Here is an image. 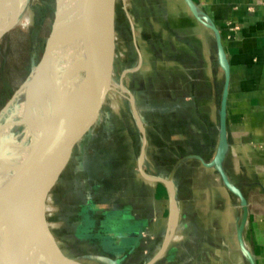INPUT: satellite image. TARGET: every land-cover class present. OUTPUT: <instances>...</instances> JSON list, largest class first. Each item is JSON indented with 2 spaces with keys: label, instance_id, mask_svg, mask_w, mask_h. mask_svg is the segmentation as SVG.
Masks as SVG:
<instances>
[{
  "label": "crops",
  "instance_id": "obj_1",
  "mask_svg": "<svg viewBox=\"0 0 264 264\" xmlns=\"http://www.w3.org/2000/svg\"><path fill=\"white\" fill-rule=\"evenodd\" d=\"M193 1L220 30L230 64L224 166L247 203L242 238L241 200L205 164L219 148L227 80L216 37L186 0H131L139 6L125 12L139 60L127 65L139 79L125 86L155 145L158 176L172 178L173 191L139 172L143 134L127 101L95 139L82 142L79 158L48 199L69 256L101 253L122 264H146L170 233L174 194L177 225L152 264H251L242 241L254 264H264V0ZM89 121L101 124L93 115Z\"/></svg>",
  "mask_w": 264,
  "mask_h": 264
},
{
  "label": "water",
  "instance_id": "obj_2",
  "mask_svg": "<svg viewBox=\"0 0 264 264\" xmlns=\"http://www.w3.org/2000/svg\"><path fill=\"white\" fill-rule=\"evenodd\" d=\"M186 1L198 19H200L213 31L217 40L220 63L226 72L227 80L221 105L220 144L215 157L209 162H204L206 165L215 167L218 170L221 178L225 181L226 187L231 191V193L235 194L241 200V207L243 210L240 215V238H242L243 228L248 221V207L245 197L241 193L238 186L234 183L232 178H228L224 166V160L229 151L226 114L230 64L218 27L198 4H196L193 0ZM82 21H85L86 24L88 23L90 28H94H91V30H95L96 34L100 37L99 44L102 50V60L101 63L98 64L99 66L97 65L98 67L96 73L98 74V83L94 81L95 79L92 82H89V85L83 89L78 97V101L80 100V110L77 112L73 131L62 135L59 138L57 145L54 147H48L44 139L40 141L41 150L36 153L35 158H31V162L29 166H27L29 169V176L25 179L26 181L24 182L25 186L21 199L13 205L6 204L3 186H0V257L12 252L18 253L20 257L23 258L25 264H31L35 250L37 233L42 225V222L46 221L48 199L65 174L74 166L77 158H79L82 150V142L85 140L91 141L95 139L98 135L100 127L112 112L110 105L108 109L103 105L101 108L103 115L101 124L99 126H95L92 122L88 123L87 116L91 103V95L89 91H92L94 95L102 92L103 87L100 89V85L103 82H105L107 90L117 91L123 99L129 101L132 105L138 126L143 134V146L139 157V169L142 175L150 181H163L168 183L173 191L172 178L164 179L159 178V176H151L144 168L148 139L145 135V128L138 113L134 95L132 91L123 83L124 75L132 69L127 68L125 70V74L121 75L119 80L117 77L116 63L118 61V32L116 24V0H102L101 3H97L95 0H56L55 19L52 25V30L46 41L45 51L39 64L43 61L46 55L47 43L50 36L54 32L55 23L57 22L58 24V33L66 34L72 26L71 23ZM35 62L36 55H33L34 67L36 66ZM76 93L78 94L77 90L75 91V94ZM83 125H85L84 129H82ZM6 153L7 148H4L0 152L1 155H6ZM20 168H22V165H20ZM11 180H17L16 175L12 176ZM5 205H8L9 207L5 208ZM178 212L177 201L175 195L173 194L172 227L166 242L157 257L163 254L169 245L177 225ZM242 244L246 257L249 259L251 264H254L252 253L247 249L244 241H242ZM64 254L70 259H77L68 256L66 253ZM84 255L85 256L80 257V259L83 258L84 260H92L101 264H122L119 259L107 254L87 253ZM157 257H154L146 264H152Z\"/></svg>",
  "mask_w": 264,
  "mask_h": 264
},
{
  "label": "bare ground",
  "instance_id": "obj_3",
  "mask_svg": "<svg viewBox=\"0 0 264 264\" xmlns=\"http://www.w3.org/2000/svg\"><path fill=\"white\" fill-rule=\"evenodd\" d=\"M28 1L0 0V39L8 30L28 24ZM71 24L66 34L58 33L57 24L43 61L33 68L28 80L7 106L9 118L5 120L6 126L4 121L1 124L5 137L0 148H7L5 159L8 160L4 163L6 166L10 163L11 167L9 177L0 173V186H3V193L9 205L17 203L22 197L24 182L29 176L27 166L31 158H35L36 153L41 150L40 141L44 139L48 147H54L62 135L71 133L74 129L80 106H77L78 94H75L77 76L72 53L74 46H81L78 44L80 28L84 26V31L89 37L91 28L85 21ZM100 51L102 52L101 49ZM15 175L17 180L12 181L11 177ZM10 196L14 201L10 200ZM10 259L7 254L2 256L0 261L3 264H11ZM16 261L17 264H25L18 253ZM83 262V258L70 259L62 252L49 224L43 221L36 236L31 264H85Z\"/></svg>",
  "mask_w": 264,
  "mask_h": 264
},
{
  "label": "rangeland",
  "instance_id": "obj_4",
  "mask_svg": "<svg viewBox=\"0 0 264 264\" xmlns=\"http://www.w3.org/2000/svg\"><path fill=\"white\" fill-rule=\"evenodd\" d=\"M28 5L30 13V21L28 22V24L17 26L8 30L0 39V145L2 144V141L5 137L4 129L1 128V124L4 121V126H6L5 120L6 118L7 120L9 118V110H7V106L9 102L11 103L12 98L15 96V94H17V92L21 89L25 81L28 80L30 74L32 73L34 68L33 55H36V65L39 64L45 51L46 41L52 30V25L55 19L56 0H29ZM137 6H139L137 5V3L132 5L131 0H116V24L118 26L117 32H119L118 61L116 63L118 80L121 75H124V71L129 68L127 65L128 60L132 59L135 62H133V66H135L139 60L136 40L134 39V33L131 29V22L129 16L125 12V8L133 7L132 9L134 10V8L137 9ZM56 26L57 22L55 23L54 30L56 29ZM136 30V33L139 36V31L138 29ZM90 34L91 37H89V35L85 33L84 26L80 28L78 32V44H80L81 46H74L72 53L74 70L77 76V97H79L83 89L87 85H89V82H92L95 79L94 81L98 83V74L96 72L97 67L99 66L98 64L101 63L102 60V52L100 51L101 48L99 44L100 37L96 34L95 30L90 29ZM51 37L52 35L48 40L47 46L50 42ZM144 69L146 68L143 67L141 71L143 72ZM138 76L139 75L137 74H131L130 72H128L126 73V75H124L123 83L128 86L129 84L131 85V83L137 85V78L139 79ZM101 88L102 92L96 93L95 95L92 93V91L89 92L91 95V103L88 110V118H92L93 115V121L97 125L102 122L103 117L99 113L101 112L102 114L101 108L103 107V105L105 108L107 107V109L110 105L112 111H114L115 113L114 115L122 113V109H124L125 105H127V100L123 99L119 95V93H117V91L107 90L105 82L100 85V89ZM79 104L80 100L77 102V106H80ZM119 120V123H124L126 121L125 119ZM155 149V145L152 142H149L147 146L146 158L149 161L148 163H151V166L148 165V169L151 167L153 168L154 166L155 169H157L153 159ZM5 156L6 155L0 154V173L5 174L9 177L11 165L9 163L6 166L4 162H6V160L8 159H5ZM10 200L14 201V198L10 196ZM5 203L8 204L9 201L6 199ZM49 203L53 204L54 201L50 200ZM8 205H5L4 207L7 208ZM52 211L53 210L51 209L46 210V222L49 224L51 231L56 237V241L58 242L64 253L68 254V250L65 251L63 249V247L65 246L60 243V239L57 234L59 225L58 222H55V224L51 222L50 218L54 214V212ZM72 248H74V246H72ZM8 254L11 258L10 263L17 264V253L12 252ZM83 256H85L84 253L82 254L80 251H74L70 255V257L77 259H80V257ZM1 258L2 257H0V259ZM83 263L101 264L92 260H85V262ZM0 264L3 263L0 261Z\"/></svg>",
  "mask_w": 264,
  "mask_h": 264
},
{
  "label": "flooded vegetation",
  "instance_id": "obj_5",
  "mask_svg": "<svg viewBox=\"0 0 264 264\" xmlns=\"http://www.w3.org/2000/svg\"><path fill=\"white\" fill-rule=\"evenodd\" d=\"M105 122H106V120H105ZM105 122L103 123V125L100 127V129H99V132H98V135L102 132V130H103V128H104V124H105ZM148 143H149V140H148ZM95 144V143H94ZM142 146H143V142H142ZM93 147V146H92ZM148 165H150L151 166V163L150 164H148V163H145L144 162V168H145V170L148 172V173H150V174H153V175H151V176H158V170L157 169H155V166L152 168H149L148 169ZM152 165H153V163H152ZM138 170H139V172L141 173V171H140V169H139V161H138ZM141 175H142V173H141ZM143 176V175H142Z\"/></svg>",
  "mask_w": 264,
  "mask_h": 264
},
{
  "label": "built area",
  "instance_id": "obj_6",
  "mask_svg": "<svg viewBox=\"0 0 264 264\" xmlns=\"http://www.w3.org/2000/svg\"><path fill=\"white\" fill-rule=\"evenodd\" d=\"M149 161H148V159L147 158H145V163H148ZM148 164H150V163H148ZM147 172V171H146ZM148 173V172H147ZM149 175H153V174H150V173H148ZM241 212H242V210H241Z\"/></svg>",
  "mask_w": 264,
  "mask_h": 264
}]
</instances>
